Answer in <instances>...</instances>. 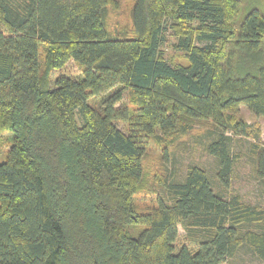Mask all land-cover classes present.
Here are the masks:
<instances>
[{"label":"trees","instance_id":"16d2710c","mask_svg":"<svg viewBox=\"0 0 264 264\" xmlns=\"http://www.w3.org/2000/svg\"><path fill=\"white\" fill-rule=\"evenodd\" d=\"M110 7L0 0V264H222L243 246L264 261V207L224 195L197 163L182 178L148 164L153 144L210 122L219 184L232 134L252 136L264 180V140L239 113L264 119V14L241 18L240 0H133L115 31ZM70 60L80 76L52 81ZM148 190L155 202L139 208Z\"/></svg>","mask_w":264,"mask_h":264},{"label":"rangeland","instance_id":"374dc122","mask_svg":"<svg viewBox=\"0 0 264 264\" xmlns=\"http://www.w3.org/2000/svg\"><path fill=\"white\" fill-rule=\"evenodd\" d=\"M118 8H109L108 26L111 30H121L129 28L130 9L133 0H117ZM253 8L259 9L264 14V0H240V14L242 18ZM264 43V36L262 38ZM59 74H66L73 78L80 76V70L77 65L70 60L64 68L53 71L51 80L54 81ZM240 115L249 123L254 133H258L256 141L264 140V119L254 115L244 105L239 108ZM118 127L123 129V125L118 123ZM210 122L195 127L189 135L180 136L175 145L167 146L165 151L159 145H152L149 149L148 164L152 174L173 173L176 178H182L186 166L189 163H197L204 167L210 177L212 185L218 188L226 196L238 195L242 201L264 207V180L255 176L252 157L250 155V143L252 136H238L232 134L231 150L236 154L234 166L232 168L228 184L222 187L216 180L217 161L205 149V144L214 136L215 131ZM124 130V129H123ZM232 133V132H231ZM8 131L0 133V161L4 160L6 149L9 147ZM154 179V178H153ZM156 190L138 192L134 201L139 208H148L155 202ZM161 192L160 190H158ZM179 243L184 242L182 226H178ZM187 242V240L185 241ZM222 264H264V261L252 253L246 246L241 247L232 258H228Z\"/></svg>","mask_w":264,"mask_h":264}]
</instances>
